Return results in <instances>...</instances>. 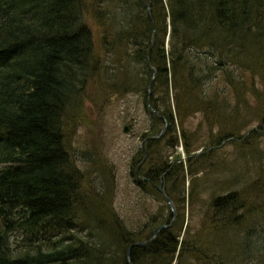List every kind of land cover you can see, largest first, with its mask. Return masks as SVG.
Returning a JSON list of instances; mask_svg holds the SVG:
<instances>
[{
	"label": "trees",
	"instance_id": "obj_1",
	"mask_svg": "<svg viewBox=\"0 0 264 264\" xmlns=\"http://www.w3.org/2000/svg\"><path fill=\"white\" fill-rule=\"evenodd\" d=\"M147 1L0 0V264H127V247L152 235L142 239L125 233L116 217L108 213L101 218L99 207L89 209V196L79 198L80 175L63 143L62 119L95 74L117 82L114 86L122 93L132 88L145 92L149 61L155 70L151 104L168 123L164 145L174 148V121L182 124L199 111L208 121L209 113L224 117L216 97L204 90L230 64L222 52L212 60L216 51L232 46L244 50L247 39L255 42L251 48L264 49V0H149L152 24ZM89 18L101 28L98 46L104 63L98 62ZM184 149L188 173L194 176L199 170L191 167L194 161L200 166L204 152L192 155L186 143ZM204 149L208 155L214 150ZM213 158L202 159L211 164ZM171 165L160 161L144 175L164 185ZM213 205L224 213L222 224H240L243 214L236 210L244 205L234 192L213 198ZM81 207L88 208L91 231L100 234H89L86 240L74 237L52 251H25L30 238L43 229L72 228ZM259 225L253 222L248 234L240 236L220 234L214 242L217 258L229 253L230 259H242L239 264H264V234L259 241L255 231ZM181 230L174 222L146 246L132 247L131 263L194 264L189 260L197 262L201 254L195 243L180 239ZM12 231L30 234L19 250L12 246Z\"/></svg>",
	"mask_w": 264,
	"mask_h": 264
},
{
	"label": "rangeland",
	"instance_id": "obj_2",
	"mask_svg": "<svg viewBox=\"0 0 264 264\" xmlns=\"http://www.w3.org/2000/svg\"><path fill=\"white\" fill-rule=\"evenodd\" d=\"M89 21L99 53L96 55H99L98 62L104 63L98 46L101 28L91 18ZM245 43L255 42L247 39ZM248 45L244 50L232 45L231 49L221 47L212 58L217 61L222 52L230 63L217 71L216 79L204 85L205 92L216 97L219 103L217 109L223 110L224 117L217 118L209 113L211 118L208 121L199 111L188 116L182 124L174 121V133L178 139L176 146L167 148L164 145L166 129L152 146L145 142L144 159L142 141L158 134L163 126V121H155L147 108L146 90L132 88L122 93L114 86L117 82L106 81L99 73L89 80L77 104L70 105L62 119L63 143L80 175L79 191L82 195L79 198L89 196L92 199L87 201L89 209L99 207L101 213L97 215L101 218H107L110 213L117 218L125 233L139 234L142 239L151 234L156 225L177 222L182 228L180 239L186 237L187 242L195 243V250L201 254L197 262L189 260L194 264L243 262L242 259L228 258L229 253L217 258L216 251L219 249L214 242L218 241L220 234L228 238L231 234H248L247 228L259 221L260 225L255 226L259 241L264 234V49ZM169 93L174 94L172 86ZM151 95L152 90L150 104ZM124 127H127L126 132ZM185 143L192 150V155L201 156L204 152V157H214L211 164L202 159L203 156L198 159L200 166L198 161H194L191 169L199 170L194 176L188 173ZM206 147L214 149L209 151L210 155L204 151ZM163 160L172 164L167 179L164 185L153 184L164 187L170 195L171 207L153 186L151 189L135 181L137 166L140 178H146L144 174L148 167L156 166ZM231 192L238 195L244 205L237 208L236 214L243 216L240 224L233 227L222 224L224 213L213 205V198ZM75 203L79 206V202ZM87 210L85 207L77 209L72 219L77 223L72 228L63 231L43 229V232L30 238L32 242L25 251H52L63 247L74 237L86 240L89 234H100L101 231H91L89 226L92 223L89 218L86 219L87 215L89 217ZM171 211L175 213L174 217ZM223 225L225 227H219ZM12 234V246L16 250L26 243L25 237L30 236L22 232L12 231ZM226 251L230 252L229 249Z\"/></svg>",
	"mask_w": 264,
	"mask_h": 264
},
{
	"label": "water",
	"instance_id": "obj_3",
	"mask_svg": "<svg viewBox=\"0 0 264 264\" xmlns=\"http://www.w3.org/2000/svg\"><path fill=\"white\" fill-rule=\"evenodd\" d=\"M146 5H147V18L149 19V21H150L151 24H152V18H151V16H150V10H149V6H150V2H149V0L147 1V4H146ZM152 36H153V35H152ZM152 44H153V41L151 42L149 48H151ZM147 63H148V65H149V67H150V70H151L152 76H151V79H150V81H149V83H148V85H147V87H146V95H147V96H146V105H147V108H148V110H149L150 113L154 114L158 119H161V120L163 121V126H162V128H161V130H160V132H159L158 134H156V135H154V136L146 137L145 140L142 141V143H141V147H142V152H143V159L145 158V153H146V152H145V149H144V144H145V142H147V141H151V140H155V139L159 138V137L163 134V132L165 131V129L167 128V122H166V120L164 119V117H163L161 114H159L155 109H153V108L151 107V104H150V101H149L151 85H152V81H153V79H154V77H155V70H154V68L150 65L149 61H147ZM123 130L126 132L127 127H124ZM247 133H248V132H247ZM197 153H199V152H197ZM138 167H139V166H137V168H136V178L139 179V180H142V181L149 182L153 187H155V189H156L157 191H159V192L163 195V197L167 200L168 205L171 207V206H172V201H171V199L168 197V195L166 194V192H165V190H164V187H160V186H158V185H155V184H153L152 182H150L148 179H146V178H144V177H143V178H140ZM171 210H173V209L171 208ZM171 212H173V211H171ZM174 214H175V213L173 212V213H172L173 217H174ZM169 225H171V222L169 223ZM169 225H159V226H157V227L154 228V230H153V232H152V235H151L148 239H146V240H144V241H136V242L131 243V244L127 247V249H126V262H127V264H132L131 261H130V259H129V253H130V250H131L132 247H134V246H137V247H144V246H146V245H147V244H148V243H149L154 237L157 236L158 232H159L161 229H164V228L168 227Z\"/></svg>",
	"mask_w": 264,
	"mask_h": 264
},
{
	"label": "flooded vegetation",
	"instance_id": "obj_4",
	"mask_svg": "<svg viewBox=\"0 0 264 264\" xmlns=\"http://www.w3.org/2000/svg\"><path fill=\"white\" fill-rule=\"evenodd\" d=\"M136 178V177H135ZM148 183V182H147Z\"/></svg>",
	"mask_w": 264,
	"mask_h": 264
},
{
	"label": "bare ground",
	"instance_id": "obj_5",
	"mask_svg": "<svg viewBox=\"0 0 264 264\" xmlns=\"http://www.w3.org/2000/svg\"><path fill=\"white\" fill-rule=\"evenodd\" d=\"M146 156V155H145Z\"/></svg>",
	"mask_w": 264,
	"mask_h": 264
}]
</instances>
